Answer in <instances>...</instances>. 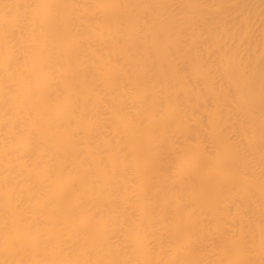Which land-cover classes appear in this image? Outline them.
I'll return each instance as SVG.
<instances>
[{
  "label": "bare ground",
  "instance_id": "bare-ground-1",
  "mask_svg": "<svg viewBox=\"0 0 264 264\" xmlns=\"http://www.w3.org/2000/svg\"><path fill=\"white\" fill-rule=\"evenodd\" d=\"M0 264H264V0H0Z\"/></svg>",
  "mask_w": 264,
  "mask_h": 264
}]
</instances>
